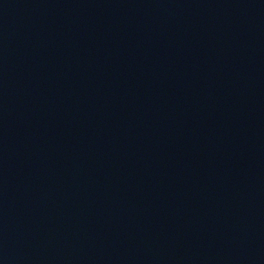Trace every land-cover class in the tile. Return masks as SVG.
<instances>
[{"label": "water", "instance_id": "water-1", "mask_svg": "<svg viewBox=\"0 0 264 264\" xmlns=\"http://www.w3.org/2000/svg\"><path fill=\"white\" fill-rule=\"evenodd\" d=\"M0 264H264V0H0Z\"/></svg>", "mask_w": 264, "mask_h": 264}]
</instances>
